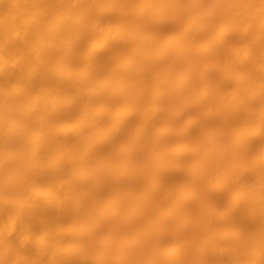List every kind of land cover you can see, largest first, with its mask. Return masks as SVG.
<instances>
[{"label":"bare ground","instance_id":"obj_1","mask_svg":"<svg viewBox=\"0 0 264 264\" xmlns=\"http://www.w3.org/2000/svg\"><path fill=\"white\" fill-rule=\"evenodd\" d=\"M0 264H264V0H0Z\"/></svg>","mask_w":264,"mask_h":264}]
</instances>
